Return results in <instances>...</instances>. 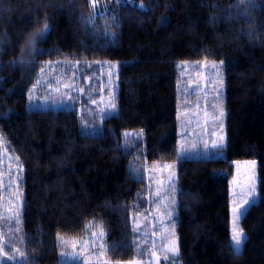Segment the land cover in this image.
<instances>
[{"label":"trees","instance_id":"obj_1","mask_svg":"<svg viewBox=\"0 0 264 264\" xmlns=\"http://www.w3.org/2000/svg\"><path fill=\"white\" fill-rule=\"evenodd\" d=\"M101 8L0 0V202L4 145L22 167L20 213L0 219L6 264H60L58 237H82L89 223L105 232L102 264L134 261L132 215L150 205L145 175L163 162L176 166L178 236V255L163 264H264V0H104ZM188 61L223 62L221 158H179ZM49 62L119 65L116 111L93 133L75 110L28 109ZM243 159L257 163L258 197L240 220L237 251L229 186Z\"/></svg>","mask_w":264,"mask_h":264},{"label":"rangeland","instance_id":"obj_2","mask_svg":"<svg viewBox=\"0 0 264 264\" xmlns=\"http://www.w3.org/2000/svg\"><path fill=\"white\" fill-rule=\"evenodd\" d=\"M103 1L90 0L95 11L102 9ZM139 6L143 8L144 5ZM118 67L117 62H100L84 67L70 62L46 63L29 92L27 107L32 110H75L84 132L93 133L104 117L116 111ZM181 68V94L185 98L178 104L177 111L179 158H221L226 145L223 62L188 61L182 63ZM2 149L5 190L0 202V219H16L22 204L19 184L22 167L9 147L4 145ZM233 163L234 171L229 186L230 230L231 239L234 227L242 231L243 240L239 248L235 247L232 239L235 250L241 251L246 235L240 220L247 207L258 197V167L256 161L249 159ZM145 177L151 206L144 205L137 214L132 215L136 233V259L111 264H163L165 258L178 255L176 166L172 162L152 165ZM20 222V219L16 220L17 224ZM12 231L19 232L16 226ZM104 235L102 227L89 223L82 237H58L59 263L102 264L105 261ZM4 256L0 246V264H6Z\"/></svg>","mask_w":264,"mask_h":264},{"label":"snow or ice","instance_id":"obj_3","mask_svg":"<svg viewBox=\"0 0 264 264\" xmlns=\"http://www.w3.org/2000/svg\"><path fill=\"white\" fill-rule=\"evenodd\" d=\"M232 239L235 242V247L239 248L243 240V233L237 227H234Z\"/></svg>","mask_w":264,"mask_h":264}]
</instances>
